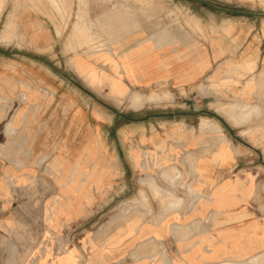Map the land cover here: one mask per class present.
<instances>
[{
    "label": "rangeland",
    "instance_id": "rangeland-1",
    "mask_svg": "<svg viewBox=\"0 0 264 264\" xmlns=\"http://www.w3.org/2000/svg\"><path fill=\"white\" fill-rule=\"evenodd\" d=\"M3 1L0 264L9 258L63 264L68 253L77 255L74 264H88L102 248L108 260L119 253L132 264H264V101L260 111L257 73L264 71V0H56L59 11L51 0ZM163 32L176 41L168 49L186 55L181 59L207 56L209 68L195 85L131 88L120 61L92 53L120 52L125 42ZM77 65L100 87L91 88ZM113 82L123 90L120 100L107 87ZM137 93L158 95L159 104L134 109ZM217 104L232 107L236 121L246 119L242 105L258 107L260 117L235 125L214 111ZM206 120L217 122L227 140L200 133ZM198 133L218 137L211 160L188 154L204 153L194 143ZM228 150L235 169L218 171L206 191L195 170L223 165ZM244 184L253 189L243 191ZM245 193L251 199L244 206L224 205ZM163 206L169 208L162 212ZM164 231L173 239L161 240Z\"/></svg>",
    "mask_w": 264,
    "mask_h": 264
},
{
    "label": "crops",
    "instance_id": "crops-1",
    "mask_svg": "<svg viewBox=\"0 0 264 264\" xmlns=\"http://www.w3.org/2000/svg\"><path fill=\"white\" fill-rule=\"evenodd\" d=\"M50 3L55 7V9L57 11L60 10V5L58 2H56V0L55 1L51 0ZM59 32H60V29H59V25H58L56 27V30H55L57 37H59V34H60ZM75 32L76 33L79 32L83 38L87 37V40L90 39V37L87 36L86 30H83L82 27H80V26L76 27ZM226 42H227V40H226ZM246 42L244 41L242 44L232 43V46L234 47L236 45L239 47H241V46L243 47L246 45ZM87 44H88V42H86V45ZM135 45H136V43L132 40L130 42H128V44L125 42L124 44H122L121 51L133 49L135 47ZM153 49L154 50H152V52L147 56L146 59L138 57L141 55L136 54V57H138V58L135 61V63H138V65L133 66L132 74L130 75V77L124 79L126 84L129 87H131V88H155V87H158L161 85V86H178V87L184 88V87H189V86L195 85L201 78H203V73H198L196 70H193L192 68H191L190 72L187 71L188 68H185L186 63L190 67H192V64H189V62L187 60L180 61L177 58L178 50H176L174 48H173V50L172 49L169 50L168 47L166 46L162 49L163 50L162 51L155 44H153ZM206 58H207V56H206ZM193 62H190V63H193ZM257 73H258V77L260 79V81H259V84H260L259 85V94L258 95H259V107H260V111H261V105L264 101V87L261 86L262 85L261 80L264 79L263 78L264 77V71L258 70ZM245 84H244L243 89H242L243 94L241 93L240 96H242V95L245 96V93L247 91L246 90L247 87H245L246 86ZM205 91H207V89ZM248 96L251 99H256V93L255 92H252V93L249 92ZM234 129H236V128H234ZM199 136L201 138H199L198 140H195L194 143L198 146L200 145L199 146L200 148H203V152H204L203 155L195 154V153H188V154H191L196 158H204L206 160H211L213 154H215L217 152V149H218L217 148L218 145L216 144V139L218 137H215V139L207 140V139L202 138V136H205V135L199 134ZM223 139L227 140L224 137H223ZM207 151H209V152H207ZM234 160H235V158H234L233 154L228 150V152L226 153V162H224L223 165L219 164V163L218 164L212 163L203 173H202V171L200 173V172L195 170V175L200 176V181H201L202 186H205L204 188L206 191H210L211 190L210 184H213V182H214L213 175H215L218 171L227 172V171L235 169L236 163ZM238 185H240V184H238ZM245 186H247V184H244L242 186V187H244V188H242V190L245 192L251 191L253 189V188H251V186H247V187H245ZM238 189L240 190V188H238ZM244 197L245 198H242V200H239L238 198L231 200L229 197H227L226 201L224 202V205H226L228 207H230V206L242 207L245 205L246 202L249 203L250 199H251V198H249L250 194L247 195V193L244 194ZM147 233H148V235L146 237L148 239L153 237L152 232H150V233L147 232ZM164 233H165V231H164ZM185 237L187 238L188 236H185ZM166 239H173L171 234H170V231L168 232V235H166V233H165L161 240L165 241ZM180 241H182V240L180 239L179 242ZM104 249L103 248L100 249V251L95 254V257H92V261L89 262L88 264H130L131 263V262L123 263L121 259H117V255H119V253H116V254L114 253L113 261H110L111 259L108 260L107 254L101 253V251L103 252ZM99 253L103 255L102 258L97 256ZM8 254L10 255L11 253H8ZM47 261L48 262L55 261V258H50ZM8 262L10 264H15L14 259H12V258H9Z\"/></svg>",
    "mask_w": 264,
    "mask_h": 264
},
{
    "label": "bare ground",
    "instance_id": "bare-ground-1",
    "mask_svg": "<svg viewBox=\"0 0 264 264\" xmlns=\"http://www.w3.org/2000/svg\"><path fill=\"white\" fill-rule=\"evenodd\" d=\"M1 1H3V0H1ZM55 1V0H54ZM22 2V1H21ZM1 4H3L4 5V1L1 3ZM19 5H18V3H17V7H18ZM12 17V16H11ZM194 21V20H193ZM197 22V21H196ZM12 23V22H11ZM13 24V23H12ZM229 24V23H228ZM228 24H226V26L228 25ZM192 25V24H191ZM233 25V24H232ZM195 26H196V24H195ZM198 26V25H197ZM229 26V25H228ZM12 27V26H11ZM192 27V26H191ZM264 27V26H263ZM7 28H9L10 29V27L7 25ZM193 28V30L195 29V27H192ZM191 28V29H192ZM197 28V27H196ZM228 28H230V29H228V30H231V27H228ZM234 28V27H233ZM233 28H232V31H233ZM222 29V28H221ZM220 29V30H221ZM11 30V29H10ZM14 30V29H13ZM225 30H227V28L226 29H224L223 30V32L224 33H226L225 32ZM160 31V30H159ZM200 32V31H199ZM12 33H13V31H12ZM228 33V32H227ZM230 34H231V32H230ZM11 35V34H10ZM152 35V34H151ZM151 35H149V36H151ZM6 36L8 37V34H6ZM230 36V35H229ZM10 37V36H9ZM98 37V36H97ZM172 38H174V37H172ZM99 39V38H98ZM97 41V40H96ZM99 42V41H98ZM100 43V42H99ZM176 43V41L175 40H170V34L168 33V32H163V33H161V34H159L158 35V37H150L149 39L147 38V39H143V40H140V41H138L137 43H136V45H135V47L133 48V49H129V50H124V51H121V52H113L112 50H110L109 48L108 49H105L104 51L103 50H94V51H92V53H93V55H95L96 57H98V59L99 60H103L102 58H105L106 59V61H107V59H108V56L107 55H112V56H114V58L115 59H117L118 61H120V65H121V67H122V70L124 71V73L126 74V76L129 78L130 77V75L132 74V68H133V66H137L138 65V63H135V61L137 60V58L138 57H141V58H143V59H146L147 58V56L152 52V50H154L153 49V44H155L160 50H162L164 47H166V46H168V45H170V44H175ZM97 44V43H96ZM88 46L90 47V43L88 44ZM186 46V45H185ZM105 47H106V45H105ZM107 48V47H106ZM172 48H174V47H172ZM185 48V47H184ZM72 49H74V48H72ZM91 50H93V49H91ZM163 51V50H162ZM197 51V50H196ZM87 52V51H86ZM136 54H138V55H141V56H138V57H136ZM91 56V55H90ZM75 57V56H74ZM73 57V58H74ZM182 57H185L186 58V55H180L179 53H178V55H177V58L180 60V61H183V59H181ZM194 59V58H193ZM141 60V59H140ZM192 60V59H191ZM197 60V59H196ZM251 60V59H250ZM134 62V63H133ZM152 64V63H151ZM181 64V63H180ZM189 64H192V67H190L189 65H187V63H186V66H185V68H188L187 69V71L188 72H190L191 71V68L193 69V70H196L198 73H203L207 68H209V60L206 58V56H205V54L203 53V54H201L200 55V58L197 60V61H194L193 63H189ZM74 65V64H73ZM242 65H244V64H242ZM189 66V67H188ZM144 67V66H143ZM250 67V66H249ZM183 68V67H182ZM254 68V67H253ZM76 69H77V72L85 79V80H87L88 81V85L92 88H96V87H100L99 85H98V83H97V81H95L94 79H87V77H88V75H86L85 74V68L83 67V66H80V65H77L76 66ZM177 70V69H176ZM236 70V69H235ZM177 72V71H176ZM194 72V71H193ZM120 73H122V72H120ZM164 73V72H163ZM166 73V72H165ZM168 74V73H167ZM159 75V74H158ZM135 76V75H134ZM210 76V75H209ZM209 76H207V78H210ZM161 78V77H160ZM232 79V78H231ZM233 80H235L234 78H233ZM233 82V81H232ZM238 82V81H237ZM234 83V82H233ZM118 84V83H117ZM117 84L115 83V82H113V83H110V84H107V87L109 88V91H110V93L116 98V99H121V98H123L124 97V93H123V90H122V88H120V86L118 85L117 86ZM143 86V85H142ZM156 86V85H155ZM161 86V85H160ZM148 87V86H147ZM214 87V86H213ZM156 88V87H155ZM134 90V89H133ZM205 91V90H204ZM134 92H136V91H134ZM160 92V91H159ZM161 92H163V91H161ZM170 91H168V93H169ZM141 93V92H140ZM152 93V92H151ZM150 93V94H151ZM158 93V92H157ZM156 93V94H157ZM164 93V96L165 95H167L168 93H167V91L166 92H163ZM171 93V92H170ZM204 93V92H203ZM137 94H139V93H137ZM142 94H144L145 95V93H142ZM142 94H139V95H137V96H133L132 97V99L130 100L131 101V104H132V106L131 107H133L134 109H137V108H139V107H142V106H144L145 104H148V103H151L152 104V102H155L156 101V104H157V96L158 95H152L151 97L150 96H147V97H149L148 99H147V97H146V95L144 96L145 98H142L141 96H142ZM149 94V95H150ZM155 94V93H154ZM162 94V93H161ZM134 95H136V94H134ZM171 95H173V93H171ZM155 96V97H154ZM169 97H170V94L168 95ZM174 97V96H173ZM172 97V98H173ZM168 98V97H167ZM165 99V98H164ZM163 99V100H164ZM175 99V98H174ZM171 100V99H170ZM115 101V100H114ZM159 101V100H158ZM169 101V100H168ZM118 102V101H117ZM164 102H167L166 100L164 101ZM170 102V101H169ZM119 103H120V101H119ZM243 103V102H242ZM130 104V103H129ZM159 104V103H158ZM157 104V105H158ZM161 104V103H160ZM221 104V103H220ZM218 105V104H217ZM216 105V106H217ZM238 105V104H237ZM216 106H215V108L213 107V105H212V109L214 108V111L215 112H220L221 113V115L222 116H224L225 118H227L229 121H231L230 119H232V123H234L235 125H241V124H247V121H249V117H251V115H255V117L254 118H256V115L258 116V115H260L257 111H259V109H258V107H252L253 106V104H252V106H250V105H242V107H241V112H243V114L246 112V114H244L245 115V117H246V119L244 120V121H242V120H240V121H236V119H235V117H233L234 115V113L232 112V107H231V109H230V107L227 109L228 111H226V109L224 110V108L227 106L228 107V105H226V104H221V106L222 107H224V108H222V107H220V105H218L219 106V108H218V106H217V109H216ZM229 106H232V104L231 105H229ZM233 107H238V106H235V105H233ZM239 108V107H238ZM131 109V108H130ZM133 110V109H132ZM224 110V111H223ZM230 110H231V112L233 113V114H231V112H230ZM234 111H236L235 109H233ZM238 111V110H237ZM236 111V112H237ZM260 112V111H259ZM238 113V112H237ZM241 114V113H240ZM242 114V115H243ZM235 115H237L236 113H235ZM243 115V116H244ZM241 116V115H240ZM242 117V116H241ZM260 116H258V118H259ZM237 118V117H236ZM243 118V117H242ZM251 120V119H250ZM255 120V119H254ZM176 126V125H175ZM166 128V127H165ZM198 131L200 132V133H204V132H209V133H216V134H219L220 135V139H222L223 137H222V135H223V131H222V128H221V126H219L218 124H217V122H215V121H211V120H206V121H202L201 122V124L199 125V128H198ZM216 161V160H215ZM67 189V188H66ZM157 190V189H156ZM64 191V190H63ZM68 191V190H67ZM67 193V192H66ZM192 193V192H191ZM63 194V193H62ZM157 196H161L158 192H156L155 193ZM193 194V193H192ZM194 196V195H193ZM197 196H198V194H197ZM195 198H196V196H195ZM161 202L163 203L164 202V200L162 199L161 200ZM196 202H193V203H191V205L189 206V209H192V206L195 204ZM178 204H180L179 203V201H178ZM59 205V204H58ZM169 207H170V205H169ZM168 207V208H169ZM168 208H166L165 206H163L162 207V212H164V211H166ZM62 210V209H61ZM61 210H59V211H61ZM53 212V211H52ZM61 213V212H60ZM57 214H59V213H57ZM49 215H51V214H49ZM61 216V215H60ZM56 218V217H55ZM54 219V218H53ZM57 219V218H56ZM194 224V223H193ZM139 228L140 227H135V230L134 231H132V233H136L138 230H139ZM64 258L66 259L65 260V262H64ZM78 257H77V255L75 254V253H68V254H65L64 256H63V261H62V263L63 264H74L75 263V260L77 259Z\"/></svg>",
    "mask_w": 264,
    "mask_h": 264
}]
</instances>
